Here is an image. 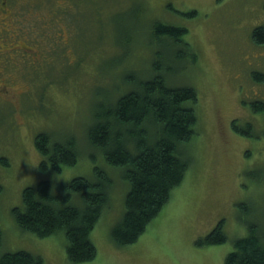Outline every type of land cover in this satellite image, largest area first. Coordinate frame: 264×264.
Segmentation results:
<instances>
[{"label": "rangeland", "instance_id": "1", "mask_svg": "<svg viewBox=\"0 0 264 264\" xmlns=\"http://www.w3.org/2000/svg\"><path fill=\"white\" fill-rule=\"evenodd\" d=\"M17 5V23L9 24L17 33L9 40L13 46L0 39L2 55L20 51L4 74L9 86L0 83L1 254L29 251L44 264H75L68 260L63 231L37 236L19 226L14 211L24 209L26 187L48 180L58 191L73 178H94L95 166L112 184L90 236L97 256L83 264H224L234 241L249 234V223L264 232V111L250 108L264 102V84L252 77L264 73V45L255 44L252 33L264 25V0H17ZM157 22L188 30L183 42L194 57L176 58L178 50L168 49L166 81L197 90V135L183 147L191 158L184 182L137 243L118 246L111 232L124 216L130 184L124 168L109 165L104 150L90 143L88 127L98 104L112 103L133 88L131 81L156 74L155 54L168 40L152 37ZM132 73L135 79L128 83L123 74ZM7 90L10 97L1 93ZM44 132L54 142H75L78 163L57 173L42 171L35 139ZM221 220L226 243L199 244Z\"/></svg>", "mask_w": 264, "mask_h": 264}, {"label": "trees", "instance_id": "2", "mask_svg": "<svg viewBox=\"0 0 264 264\" xmlns=\"http://www.w3.org/2000/svg\"><path fill=\"white\" fill-rule=\"evenodd\" d=\"M187 33L184 27L155 23L152 37L160 41L168 38L162 42L164 49L155 54L156 74L148 80L135 79L133 73L123 74L128 83L135 79L131 81L133 88L112 103L98 104L96 119L88 127L90 143L104 150L109 165L124 168L130 184L124 216L111 232L118 246L137 243L169 203L172 192L184 182L190 168L191 158L183 147L197 135L198 94L191 86L169 85L165 68L166 62L172 61L165 56L172 47L178 50L174 53L176 58L183 59L188 53L194 57L192 47L183 42ZM252 33L254 43L264 45V25ZM252 77L264 84L263 72H255ZM250 108L263 112L264 102H252ZM234 128L240 131L236 124ZM35 141L42 157V171L57 173L78 163L75 142H54L47 132L38 134ZM94 172V178L79 176L60 183L58 191L48 180L26 187L22 196L24 209L14 211L19 226L37 236L46 238L63 231L68 260L75 264L94 261L97 256L98 250L90 236L108 205L111 178L98 166ZM2 189L0 185V193ZM76 195H80V202L74 201ZM248 230L246 237L234 241L224 264H264V232L255 223H249ZM2 235L0 230V247ZM227 239L225 220H221L199 244L223 245ZM0 264L44 262L41 256L29 251H17L0 253Z\"/></svg>", "mask_w": 264, "mask_h": 264}, {"label": "flooded vegetation", "instance_id": "3", "mask_svg": "<svg viewBox=\"0 0 264 264\" xmlns=\"http://www.w3.org/2000/svg\"><path fill=\"white\" fill-rule=\"evenodd\" d=\"M17 7H18L17 0H0V39H2L3 43L8 42L9 44H11L12 41L9 40H16V35H17V33L15 32L16 28L12 29L10 25L12 23H17L18 18H16V11H15ZM11 46L13 45L11 44ZM14 49L15 48H13V50ZM16 50L18 51V47L16 48ZM20 50H23V48L21 47ZM30 50L33 51L32 48H30L29 51ZM7 52L6 54H4L6 58L4 55L0 53V83L4 82L3 84L4 87L9 86L11 81L10 76L9 77L4 76V74L7 73L9 69L13 67V65H11L13 61L12 59H14V57L19 55L20 51L12 55ZM25 55L26 54L23 53L22 57H25ZM1 93L8 94V96L10 97L11 90H7L5 92L1 91Z\"/></svg>", "mask_w": 264, "mask_h": 264}]
</instances>
